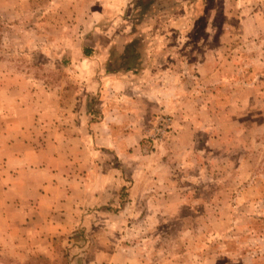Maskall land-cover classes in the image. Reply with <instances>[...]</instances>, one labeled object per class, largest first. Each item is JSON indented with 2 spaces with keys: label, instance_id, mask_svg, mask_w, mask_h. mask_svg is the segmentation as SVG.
I'll return each instance as SVG.
<instances>
[{
  "label": "rangeland",
  "instance_id": "374dc122",
  "mask_svg": "<svg viewBox=\"0 0 264 264\" xmlns=\"http://www.w3.org/2000/svg\"><path fill=\"white\" fill-rule=\"evenodd\" d=\"M152 1L129 12L139 33L170 37L169 97L144 107L138 143L129 128L118 153L92 143L90 200L66 230L46 216L9 249L14 231L0 227V264H264V0ZM74 12L68 0H0V119L32 124L39 150L34 117L69 97L66 63L49 53L66 51ZM150 15L171 23L144 27Z\"/></svg>",
  "mask_w": 264,
  "mask_h": 264
},
{
  "label": "crops",
  "instance_id": "0c3cea01",
  "mask_svg": "<svg viewBox=\"0 0 264 264\" xmlns=\"http://www.w3.org/2000/svg\"><path fill=\"white\" fill-rule=\"evenodd\" d=\"M68 1L77 11L75 24L71 21L69 28L72 38L67 40L64 53L49 55L66 63L69 97L65 107L59 100L56 112L47 113L42 108L34 117L44 137V148L36 149L35 139L28 140V135L34 133L32 124L24 127L19 116L0 119V227L14 231L9 233L12 237L2 240L9 249L17 247L13 238L18 234L30 231L28 240L38 236L39 231L33 234L28 229L46 216L56 218L48 223L59 231L67 229L63 218L73 213L81 215L91 194L89 154L102 150L92 143L106 141L109 146L105 151L118 153L123 130L128 128V137L138 143V124L151 111L148 108L147 113L144 107L153 106V114L164 104L165 97H169L166 90L170 76L178 68L168 60L175 53L165 48L170 44L168 34L151 35L147 27L139 33L132 26L138 27L140 20L129 10L140 8L141 0ZM158 4L152 1L147 8L155 9ZM167 21L171 23H159L151 15L141 19L144 27L152 28L158 24L165 27ZM182 40H186L185 33ZM140 42L149 43V48L141 50ZM95 109L99 119L94 118ZM47 118L55 124L45 128ZM102 164L111 167L107 161ZM32 247L25 244V248Z\"/></svg>",
  "mask_w": 264,
  "mask_h": 264
}]
</instances>
